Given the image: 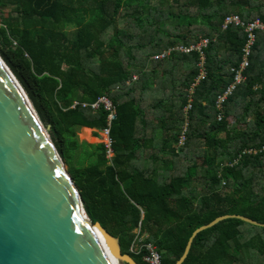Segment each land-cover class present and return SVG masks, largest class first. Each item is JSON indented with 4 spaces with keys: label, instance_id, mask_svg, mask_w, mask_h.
I'll use <instances>...</instances> for the list:
<instances>
[{
    "label": "trees",
    "instance_id": "obj_1",
    "mask_svg": "<svg viewBox=\"0 0 264 264\" xmlns=\"http://www.w3.org/2000/svg\"><path fill=\"white\" fill-rule=\"evenodd\" d=\"M230 15L264 22V0H0L1 58L85 213L137 264H148L146 244L174 264L192 231L220 215L264 223V32L218 106L247 39L223 28ZM100 97L112 119L92 107ZM81 127L108 129L109 147L79 141ZM181 264H264V227L221 220L195 235Z\"/></svg>",
    "mask_w": 264,
    "mask_h": 264
},
{
    "label": "water",
    "instance_id": "obj_2",
    "mask_svg": "<svg viewBox=\"0 0 264 264\" xmlns=\"http://www.w3.org/2000/svg\"><path fill=\"white\" fill-rule=\"evenodd\" d=\"M227 218L264 227L239 214L217 216L192 231L174 264L198 232ZM124 263L137 264L85 213L47 128L0 56V264Z\"/></svg>",
    "mask_w": 264,
    "mask_h": 264
},
{
    "label": "built area",
    "instance_id": "obj_3",
    "mask_svg": "<svg viewBox=\"0 0 264 264\" xmlns=\"http://www.w3.org/2000/svg\"><path fill=\"white\" fill-rule=\"evenodd\" d=\"M228 24H234V26L241 27L243 29V31L246 33L247 39H246V42L242 48L243 54H242V59L240 61L239 67L237 69L231 68V71L234 72L233 81L227 86V88L225 89L223 94L218 97V100H217L218 106H220V104L224 100V98L232 92V90L235 88V86L244 79L243 75H242V70L248 65V56H249L250 46L254 41L255 31L258 30V31L264 32V22L259 20V19H255L253 21L245 23L237 15H230V16L225 18L223 28H225ZM206 43H207V40H203L199 45H197L195 47L194 46H191L189 48L178 47V49L181 51H184V52H188L189 50H191L193 48L199 50V48L201 46H205ZM165 54L166 53H161L160 55L155 56V58L156 57L161 58V57L165 56ZM202 59H203V57H201V60ZM202 74H203V70H201V75ZM99 102H101L104 105L105 109L109 110L108 118L112 119L114 117V108H113L112 104L105 97H100V98H98L97 102L92 104V107L96 108L98 106ZM103 131L105 132V134L108 137V129H105ZM183 141H184V137H183V135H181L180 139H179V144L181 145L183 143ZM109 144H110V140L108 137V143L105 145L107 147H109ZM263 149H264V146H263ZM138 241H140V239H138ZM136 247H137V245L135 244L134 246H131L130 249L132 251H135ZM145 248L147 250V253L145 255H143L142 259L148 264H161L160 255L155 250V248L153 246H151L150 244H146Z\"/></svg>",
    "mask_w": 264,
    "mask_h": 264
},
{
    "label": "rangeland",
    "instance_id": "obj_4",
    "mask_svg": "<svg viewBox=\"0 0 264 264\" xmlns=\"http://www.w3.org/2000/svg\"><path fill=\"white\" fill-rule=\"evenodd\" d=\"M154 94H155L154 92H152V93L149 92L148 94L146 93L145 96L149 97V96H152ZM230 120H231V118H230ZM82 132H83V127H81L78 130V132H77V139L79 141H87V142H90V143H97V142H102V143H105V144L108 143V137H107V135L105 134L104 131H99L97 129H89L87 131L86 135L82 134ZM93 133H97V136H94ZM110 155L111 154H109L108 156H110ZM63 165L67 169V165H65L64 163H63ZM246 225H248V224H246ZM248 226H251V225H248ZM251 227L252 228H256L255 230L259 229L257 226H251Z\"/></svg>",
    "mask_w": 264,
    "mask_h": 264
},
{
    "label": "crops",
    "instance_id": "obj_5",
    "mask_svg": "<svg viewBox=\"0 0 264 264\" xmlns=\"http://www.w3.org/2000/svg\"><path fill=\"white\" fill-rule=\"evenodd\" d=\"M90 129V128H89ZM94 129V128H93Z\"/></svg>",
    "mask_w": 264,
    "mask_h": 264
}]
</instances>
